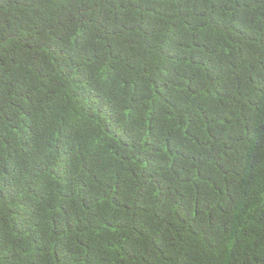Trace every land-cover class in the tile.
Wrapping results in <instances>:
<instances>
[{
	"label": "trees",
	"instance_id": "16d2710c",
	"mask_svg": "<svg viewBox=\"0 0 264 264\" xmlns=\"http://www.w3.org/2000/svg\"><path fill=\"white\" fill-rule=\"evenodd\" d=\"M0 264H264V0H0Z\"/></svg>",
	"mask_w": 264,
	"mask_h": 264
}]
</instances>
